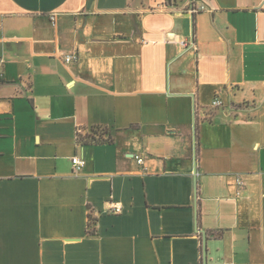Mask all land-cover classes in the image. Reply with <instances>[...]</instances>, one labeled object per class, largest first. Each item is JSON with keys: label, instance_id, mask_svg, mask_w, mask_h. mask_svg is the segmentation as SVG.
I'll use <instances>...</instances> for the list:
<instances>
[{"label": "crops", "instance_id": "1", "mask_svg": "<svg viewBox=\"0 0 264 264\" xmlns=\"http://www.w3.org/2000/svg\"><path fill=\"white\" fill-rule=\"evenodd\" d=\"M0 71V264H264V0H0Z\"/></svg>", "mask_w": 264, "mask_h": 264}, {"label": "built area", "instance_id": "2", "mask_svg": "<svg viewBox=\"0 0 264 264\" xmlns=\"http://www.w3.org/2000/svg\"><path fill=\"white\" fill-rule=\"evenodd\" d=\"M188 8H189V11H190V12L195 13V12H198V11L204 9L205 7H204V6H198V5H196L195 2H192ZM75 58H76V55H74V54H69V55L66 56V61H67V62H70V61L74 60ZM2 79H3V74H2V72L0 71V81H1ZM212 105H213L214 107H219V106H222V105H223V102H222L221 99L216 98V99H214V101L212 102ZM99 138H101V137H99ZM136 159H137V162H138L139 164H144V158H143V157L137 155V156H136ZM72 162H73V165H74V167H75V168H74V171H78V170H80V169L85 165V161H84V160H81L80 157H79L78 155H76V156H74V157L72 158ZM238 183H239V184H242V183H243V181H242V179H241L240 177L238 178ZM109 209H110V212H111V213H121L122 210H123V207H122V205L119 204V203L111 202V203H110V207H109Z\"/></svg>", "mask_w": 264, "mask_h": 264}, {"label": "trees", "instance_id": "3", "mask_svg": "<svg viewBox=\"0 0 264 264\" xmlns=\"http://www.w3.org/2000/svg\"><path fill=\"white\" fill-rule=\"evenodd\" d=\"M107 131H98L97 129H93L92 133L94 135H86L84 137H79V140L85 143H98L99 141H101V139L99 137L102 138V136H104V134ZM110 139V137H109ZM94 221V218H92L91 216L89 217V222L90 224Z\"/></svg>", "mask_w": 264, "mask_h": 264}, {"label": "water", "instance_id": "4", "mask_svg": "<svg viewBox=\"0 0 264 264\" xmlns=\"http://www.w3.org/2000/svg\"><path fill=\"white\" fill-rule=\"evenodd\" d=\"M195 123H194V138H195V142H196V136H195ZM195 172L197 173V168H196V154H195ZM195 190H196V194H197V190H198V187H197V183L195 185ZM204 233V232H203ZM203 257H204V263L206 264V261H207V256H206V253H207V247H206V233H204V239H203Z\"/></svg>", "mask_w": 264, "mask_h": 264}]
</instances>
